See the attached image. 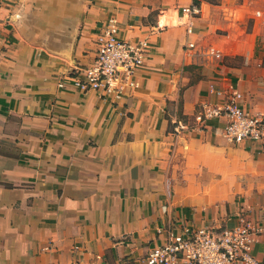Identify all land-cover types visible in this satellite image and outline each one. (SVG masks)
Here are the masks:
<instances>
[{
    "label": "rangeland",
    "instance_id": "obj_1",
    "mask_svg": "<svg viewBox=\"0 0 264 264\" xmlns=\"http://www.w3.org/2000/svg\"><path fill=\"white\" fill-rule=\"evenodd\" d=\"M46 1L28 0L22 8L29 43L51 49L59 41L60 49L75 48L78 35L52 38L53 24L39 20ZM195 1L206 3L199 21L180 25L173 44L203 56L219 71L220 83L179 84L182 73L192 82L200 80L205 64L161 71L157 88L167 84L161 98H170L158 110L167 129L157 132V126L139 157L132 133L121 131L136 121L134 111L120 103L121 110L106 122L111 127L118 115L111 144L101 134H93L84 147L71 135L44 136L40 185L8 182L10 168L0 162L2 199L11 206L9 216L0 215L2 230L8 235L11 229L6 239L0 234L1 244L8 245L5 264H146L157 230L184 219L215 228L244 226L256 241L263 237L264 143L228 141L219 120L207 113L232 88L242 92L251 111H264V0ZM175 11L177 22L169 26L180 24ZM122 138L127 144L119 142ZM16 152L0 144V153Z\"/></svg>",
    "mask_w": 264,
    "mask_h": 264
},
{
    "label": "crops",
    "instance_id": "obj_2",
    "mask_svg": "<svg viewBox=\"0 0 264 264\" xmlns=\"http://www.w3.org/2000/svg\"><path fill=\"white\" fill-rule=\"evenodd\" d=\"M26 1L28 0H0V20L3 23L0 39V144L17 151L14 156L0 153V162L7 164L6 167L11 170L8 172L9 177L6 178L8 182L20 184L29 181L42 184V174L37 168L44 166L42 155L45 135H51L55 140L61 133L71 135L84 147L93 134H101L107 137L103 139L105 144H111V138L116 132L114 126H117L118 115L115 114L116 118L111 127L106 122L113 116L114 110H121L120 103L131 106L134 111L136 121L131 123V127L125 125L121 131L132 133L135 157H139L140 149L147 147L151 136L156 131L167 129V124L159 117L158 110L161 102L167 97L170 98L169 94L161 98L167 84L157 88L161 71L166 70L169 73L174 67L183 68L189 63L205 64L207 68H203L200 80L192 82L190 76L185 77V73H182L178 77L179 84L187 88H198L203 83H220L217 78L219 71L210 67L203 56L189 54L173 44L179 36L180 25L199 21V17L189 19L182 11L189 0H47L42 4L38 2L42 8L46 6L43 14L38 17L39 20L42 17L43 24H53L52 38L66 37L69 40L76 35L79 36L77 46L74 48L69 45L67 49H60L64 47H61L59 41L53 42L51 49L29 43L31 36L25 32L22 24L24 17L22 8ZM199 4L201 10L202 6L206 5ZM172 10L179 13V25L164 24L165 17ZM110 16L117 18L123 37L147 38L153 46L150 58L140 72L138 90L119 102L101 97L94 92H80L68 79L75 67L86 66L92 62L100 26ZM203 19L200 17L201 21ZM63 23L67 25L64 27ZM79 23H83L81 29L76 25ZM87 51L90 55L81 58L80 55ZM59 54L63 57H57ZM61 81L66 84L64 88L59 87ZM214 89L213 85L211 91L214 92ZM208 97H211L209 93ZM119 142L127 144L128 141L122 138ZM3 167L0 166L1 169ZM2 198L3 192L0 190V215L9 216L11 206H5ZM10 231L9 228L7 235L0 225V234L5 239L10 235ZM155 238L156 234L153 243ZM1 246L5 249L0 250V264H5L10 261L5 253L8 245L5 243L2 245L0 242V249ZM255 257L259 264H264V235L255 243Z\"/></svg>",
    "mask_w": 264,
    "mask_h": 264
},
{
    "label": "built area",
    "instance_id": "obj_3",
    "mask_svg": "<svg viewBox=\"0 0 264 264\" xmlns=\"http://www.w3.org/2000/svg\"><path fill=\"white\" fill-rule=\"evenodd\" d=\"M182 11L194 19L201 6L189 0ZM2 27L0 20V39ZM100 27L92 62L75 67L68 79L80 92H94L118 102L139 87L140 72L153 46L147 38L123 37L115 16H110ZM65 86L64 81L59 83V87ZM207 117L219 120L230 142L264 143V111L253 112L245 106L239 89L232 88L221 103L208 110ZM173 225L157 230L146 254V264H259L255 257L257 241L248 227L215 228L193 224L187 219Z\"/></svg>",
    "mask_w": 264,
    "mask_h": 264
},
{
    "label": "bare ground",
    "instance_id": "obj_4",
    "mask_svg": "<svg viewBox=\"0 0 264 264\" xmlns=\"http://www.w3.org/2000/svg\"><path fill=\"white\" fill-rule=\"evenodd\" d=\"M164 16V15H163ZM177 13L175 10L170 11L165 17V25H172L177 22ZM163 26V25H162Z\"/></svg>",
    "mask_w": 264,
    "mask_h": 264
}]
</instances>
